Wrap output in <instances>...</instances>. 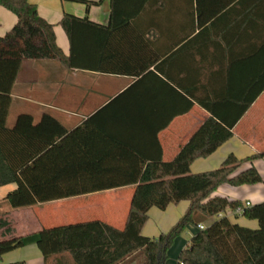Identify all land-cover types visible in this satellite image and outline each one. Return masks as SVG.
<instances>
[{
  "label": "crops",
  "instance_id": "0c3cea01",
  "mask_svg": "<svg viewBox=\"0 0 264 264\" xmlns=\"http://www.w3.org/2000/svg\"><path fill=\"white\" fill-rule=\"evenodd\" d=\"M29 1L53 23L56 43L65 54L69 53V39L59 23L65 12L101 24H108L111 18L112 0H88L94 1L89 4L80 0ZM116 2L118 11L128 15L125 20L118 18L123 25L112 32V47L121 68L130 71L68 68L56 58H24L11 89L6 124L13 125L19 113L31 114L34 122L48 113L68 130L87 123L86 140L95 143L96 151L108 154L103 165H158L171 161L207 120L219 118L203 105L206 102L221 116L237 120L229 128L230 135L211 152L191 160L190 172L215 169L230 155L241 159L264 152V92L239 113L248 86L253 81L256 86L264 71V0ZM16 21L15 13L0 4V36ZM251 164L261 174V182L222 183L212 195L245 203L264 200V155L243 161L235 172ZM15 185H0V218L8 221L0 226V239L23 236L24 243L2 253L0 264L16 260L72 264L68 252L45 259L36 243L38 231L94 218L122 227L134 189L129 184L12 207L4 196ZM188 204L183 199L164 209L151 206L142 233L156 236L168 230ZM222 215L243 226L258 227L257 219L230 208L217 214ZM196 231L197 225H189L188 240H178L173 254L178 257Z\"/></svg>",
  "mask_w": 264,
  "mask_h": 264
},
{
  "label": "trees",
  "instance_id": "16d2710c",
  "mask_svg": "<svg viewBox=\"0 0 264 264\" xmlns=\"http://www.w3.org/2000/svg\"><path fill=\"white\" fill-rule=\"evenodd\" d=\"M79 1V0H78ZM83 2L94 3L88 0ZM112 0L108 24L87 16L65 12L59 23L69 39V53L57 45L53 23L47 21L29 0H0L17 16L10 30L0 36V185L15 183L4 198L12 207L31 205L51 199L86 194L132 184L124 225L113 226L98 218L42 227L37 246L46 259L68 252L72 264H165L167 251L188 223L198 224L207 217L230 208L258 221L257 228L233 222L227 215L217 216L204 228H197L183 247L175 264H264V200L246 204L226 196L212 195L222 183L251 184L263 180L251 164L235 172L243 161L261 157L255 152L237 159L230 155L221 166L197 173L190 172L191 160L211 152L230 135L237 118L218 114L171 160L158 165H103L108 154L95 150L87 141V123L68 130L54 116L44 113L34 122L29 113H19L13 125L6 124L11 89L24 58H56L68 68H87L104 72L126 73L111 34L123 25L128 13L119 12ZM262 79L248 86V97L240 104V115L255 97L264 92ZM239 115V114H238ZM93 130V128L91 129ZM186 199L189 204L166 231L156 236L142 233L151 206L164 209L169 203ZM0 218V226H6ZM6 229H10L8 226ZM23 236L0 239V256L23 245ZM4 264H24V260Z\"/></svg>",
  "mask_w": 264,
  "mask_h": 264
},
{
  "label": "rangeland",
  "instance_id": "374dc122",
  "mask_svg": "<svg viewBox=\"0 0 264 264\" xmlns=\"http://www.w3.org/2000/svg\"><path fill=\"white\" fill-rule=\"evenodd\" d=\"M124 190H128V189H124ZM125 201H128L127 199L126 200H124V201H122V207L124 206V204H125ZM215 218H217V215H215ZM214 218V219H215ZM211 222V220L210 219H206V220H203V224L204 225H207L208 223H210ZM189 225H192V226H195L196 224H194V223H190V224H188L187 226H186V228H185V230L180 234V235H178L175 239H174V241H173V243H172V245L169 247V249H168V251H167V258H166V260H165V264H174L175 262H176V260H177V255L176 254H173V252H172V250H173V248H175V246L177 245V242H178V240H181V238L183 239H185V240H188V233L186 232L187 231V229L189 228ZM198 228V227H197ZM170 250V251H169ZM134 264H137V261H134Z\"/></svg>",
  "mask_w": 264,
  "mask_h": 264
},
{
  "label": "built area",
  "instance_id": "2783aa9c",
  "mask_svg": "<svg viewBox=\"0 0 264 264\" xmlns=\"http://www.w3.org/2000/svg\"><path fill=\"white\" fill-rule=\"evenodd\" d=\"M249 203L250 202H248V201L246 202V204H249ZM240 211H241V208L239 207L237 212H240ZM197 227L204 228V224L202 222H200V223L197 224Z\"/></svg>",
  "mask_w": 264,
  "mask_h": 264
}]
</instances>
